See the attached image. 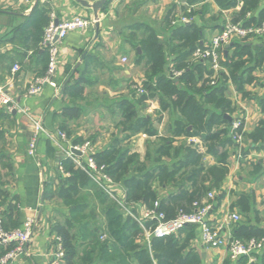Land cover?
<instances>
[{"label":"crops","instance_id":"0c3cea01","mask_svg":"<svg viewBox=\"0 0 264 264\" xmlns=\"http://www.w3.org/2000/svg\"><path fill=\"white\" fill-rule=\"evenodd\" d=\"M83 1L92 4L99 0ZM243 7L250 10L241 15ZM35 9L45 11L48 17L54 14L59 22L76 16L94 21L92 10L74 0H0V90L15 100L19 108L7 112L0 103V189L7 193V202L13 197L18 200L19 228L28 219L35 222L24 254L13 264H52L54 261L57 235L53 227L64 224L68 210L57 197L45 199L44 193L49 186L48 193L57 190L59 161L70 145L90 138L97 152L118 139L122 148L137 153L143 161L145 153L139 149L148 137L142 133L128 136L131 133L123 131L125 116L132 111L136 112V118H150L159 136L170 137L173 121L179 116L172 109L159 115V98L163 94H155L142 105L136 103L135 88L142 86L146 72L145 60L140 57L142 41L157 40L165 55L162 75L176 81L190 67L201 64L204 72L210 68L193 53L184 56L186 48L179 47L183 40L173 37L174 31L192 24L191 28L198 31L196 42L201 46L209 43L227 22L250 28L264 18V0H108L98 12V21L85 31L68 34L58 44L54 81L59 90L45 86L40 93L27 96L26 90L45 74L46 65L47 52L27 40L29 31L25 27ZM181 15L191 16V23L172 25ZM122 58L127 61L122 63ZM236 63L242 65L233 73L232 66ZM14 66L18 71H12ZM218 75L225 81V98L231 103L229 122H240L242 141L226 147L229 171L220 187L223 198L220 202L214 201L219 192L212 191L213 199L209 200L207 194L204 201H211L212 207L215 205L210 219L223 225L222 234L230 240L235 239L233 229L239 224L264 228V113L260 109L264 99V41L254 37L233 38L222 52L217 78ZM206 78L205 72L202 79ZM76 82H80L78 88L82 92L80 97L71 98L64 93V87ZM201 82L195 74L193 85L200 87ZM65 108L73 109L72 117L63 116ZM30 116L38 119L45 131L38 136L34 157L28 155L33 133ZM58 132L64 133L65 139L57 138ZM183 144L198 145L200 152L205 151L197 137H180L172 142L175 147ZM162 161L169 167L174 163L173 158ZM203 164L207 168L213 166L214 157L207 154ZM113 184L114 196L125 199L124 187ZM154 188L163 200L176 195L181 184L177 177L168 185L155 184ZM241 200L248 206L246 214L241 213ZM91 205L95 208L91 223L102 225L99 204ZM5 207L6 203L0 206V217ZM131 207L133 216L143 220V206ZM230 212L238 213L240 221L229 223ZM72 233L78 241L77 229ZM149 241L143 233L138 242L146 246ZM187 245L199 264L237 262L229 259L226 245L219 248L202 245L198 228L195 239ZM263 251L252 255L254 263L258 262L255 254Z\"/></svg>","mask_w":264,"mask_h":264},{"label":"trees","instance_id":"16d2710c","mask_svg":"<svg viewBox=\"0 0 264 264\" xmlns=\"http://www.w3.org/2000/svg\"><path fill=\"white\" fill-rule=\"evenodd\" d=\"M249 10L243 7L241 15ZM48 21L47 13L38 9L30 16L25 28L29 31L27 40L35 47L40 45ZM191 25L183 26L173 33V37L183 40L179 47L186 48L184 56L193 53L199 46L196 42L198 31L191 28ZM141 50L143 54L140 57L145 60L146 66L142 88L147 94L138 96L136 103L142 105L155 94L162 93L163 96L159 98V115L172 109L179 116L173 121L170 137L159 136L150 118H136V112L132 111L125 116L123 131L131 133L128 136L142 133L158 140L154 148L146 150L143 161H140L137 153L122 148L118 139L113 140L107 148L94 152L91 157L98 168L104 167L105 175L124 187L125 203L131 211L132 205H142L144 209L163 213L166 220H169L179 212H191L192 205L200 204L212 191L219 192L214 201L220 202L223 198L220 187L229 171L226 147L233 145L231 122L225 118L232 114L231 103L225 98V81L220 75L213 85L210 84L213 76L210 69L206 68L207 78L202 79L205 73L202 65L190 67L175 81L162 75L165 55L157 40L152 38L142 41ZM44 56L46 72L47 53ZM234 56H238V53ZM241 65H233V73ZM195 74L202 81L200 87L193 85ZM79 84L66 85L64 93L71 98L80 97L82 90L78 88ZM260 109L264 113V99L260 102ZM72 112L73 109L65 108L63 116L72 117ZM180 137L199 138L205 151L200 152L198 145L193 144L173 146V140ZM48 152L50 154L51 149ZM207 154L215 159V164L208 168L203 164ZM163 158H173L172 167L166 165ZM58 169L68 176L59 172L56 178L59 182L57 192L48 193L51 186L45 187L44 198L55 196L68 210L64 224L53 227V232L61 240L64 253L61 264H199L197 256L187 250L188 242L195 239L197 234L195 225H186L179 232L163 238H151L149 245H141L138 241L142 239L143 230L139 224L132 217H124L118 211L115 201L83 170L67 158L60 159ZM177 177L181 184L179 192L160 200L154 185H168L176 181ZM186 185H189V189ZM7 197V193L0 189V206L6 203L0 220L5 231H12L19 228L18 200L13 197L7 202ZM94 202L99 204L102 225L91 223L95 214V208L91 205ZM155 202L158 203L156 208ZM239 204L241 213L246 214L249 210L246 202L241 200ZM73 229L78 231L79 244L76 235L72 233ZM233 237L243 242L264 240V228L239 224L233 229ZM12 247L11 244L1 248V255ZM255 255L257 263H249L247 257H241L236 264H264V251Z\"/></svg>","mask_w":264,"mask_h":264},{"label":"built area","instance_id":"2783aa9c","mask_svg":"<svg viewBox=\"0 0 264 264\" xmlns=\"http://www.w3.org/2000/svg\"><path fill=\"white\" fill-rule=\"evenodd\" d=\"M191 19L187 16L181 15L172 21V25H188L191 23ZM87 18L80 16L73 17L66 21H57L54 14L49 16V21L44 29L42 41L40 47L47 52L48 62L45 74L37 78L26 90L27 96L36 95L41 92L45 86H50L54 90H59V86L55 83L54 77L56 73V65L58 59V44L65 39V37L72 32H82L90 28L93 23ZM260 38L264 41V20L258 22L257 25L250 28H243L239 23L227 22L223 29L215 35L211 41L207 44L201 45L194 52L193 56L202 62H207L209 68L212 71L211 85L217 79V73L220 70V61L224 48L229 44L233 38ZM126 58H122L121 62L125 63ZM18 67L14 66L12 71H18ZM136 93L141 96L145 92L142 86H136ZM0 103L5 106L7 112H13L18 110V105L15 100L6 96L0 90ZM31 122L33 133L32 138L28 146V155L30 157L35 156L36 145L38 136L44 134V128L41 122L34 118L28 117ZM240 122L235 120L231 122L230 132L233 142L240 144L242 141V133L240 132ZM57 138L65 139V134L62 132L57 133ZM71 150H75L81 154V156L74 155ZM93 151L90 150V144L88 142L80 146L70 145L64 150V158L71 160L78 168L83 170L89 178L96 183L105 194H107L119 207V209L128 216L136 219L131 213V208L127 207L124 198L115 197L112 189V180L109 176L104 174V167H97L91 155ZM68 176V174H67ZM214 195L208 193V199L212 200ZM158 206V203H154V208ZM191 212H179L174 218L166 220L163 213H158L154 209L143 210V220H138L139 226L142 228L144 236L147 241L151 238H163L171 235L182 229L186 225H195L200 233L202 245L210 248H219L227 246L229 259L236 262L241 257H247L249 263L253 262L251 258L255 252H261L264 249V240L251 239L247 242H243L237 239H226L222 234L223 225L210 219V212L212 210L211 203L204 201L194 203L192 205ZM229 223L236 224L240 221V216L236 212H230L227 215ZM145 221V222H142ZM146 224H149L148 228ZM35 222L33 219H28L22 228H18L12 231H5L2 227L0 220V248H5L9 245H13L12 249L6 251L0 257V264H13L19 256L24 254L25 246L29 243L30 237L34 231ZM56 252L54 255V261L52 264H61V260L64 257L63 250L61 248V240L56 237Z\"/></svg>","mask_w":264,"mask_h":264},{"label":"water","instance_id":"95a60500","mask_svg":"<svg viewBox=\"0 0 264 264\" xmlns=\"http://www.w3.org/2000/svg\"><path fill=\"white\" fill-rule=\"evenodd\" d=\"M75 2H77L78 4H80L81 6L83 7H86V8H90L93 12V16H94V20L95 21H98V12L100 10H102V8L104 7V5L108 2V0H99L97 2H94L92 4H88L86 3L85 1L83 0H74ZM36 2V1H35ZM225 118L230 121V118L228 116H225ZM71 152L76 155V156H81V154L75 150H71ZM26 247H27V244L25 246V250H26Z\"/></svg>","mask_w":264,"mask_h":264},{"label":"rangeland","instance_id":"374dc122","mask_svg":"<svg viewBox=\"0 0 264 264\" xmlns=\"http://www.w3.org/2000/svg\"><path fill=\"white\" fill-rule=\"evenodd\" d=\"M191 16H189V18H190ZM191 19V18H190ZM192 20V19H191ZM145 94V93H144ZM139 96V95H138ZM122 117V116H121ZM133 136V135H132ZM145 136V135H144ZM134 137V136H133ZM148 139V141L147 142H144V143H141V148L139 149L140 150V152L144 155V153L146 152V150H148L149 148H154V146H155V144H156V141L155 140H152L153 138H147ZM86 142H88L89 144H90V150H92L93 151V153L95 152V150H94V147H93V145H92V141L90 140V138H86L85 139V141H83L82 143H78V144H76V145H74L73 144V146H80V145H83L84 143H86ZM61 174L63 175V176H67V174H64L62 171H61ZM114 182L112 181V188H113V186H114V184H113ZM54 192H57V190H55ZM55 197V196H54ZM60 201V200H59ZM61 202V201H60ZM57 237V236H56ZM55 237V238H56ZM30 239H31V237H30Z\"/></svg>","mask_w":264,"mask_h":264}]
</instances>
